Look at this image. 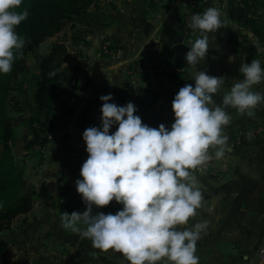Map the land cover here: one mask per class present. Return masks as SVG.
<instances>
[{"label": "crops", "instance_id": "0c3cea01", "mask_svg": "<svg viewBox=\"0 0 264 264\" xmlns=\"http://www.w3.org/2000/svg\"><path fill=\"white\" fill-rule=\"evenodd\" d=\"M145 5L146 0H98L89 7L88 15L75 23L78 33L74 35L85 42L82 45L77 41L72 51L78 55L80 78L72 87L63 82L59 85L61 94L55 111L60 110L62 121L57 122L55 130L60 138L51 144L54 162L48 160V164L60 167L59 171H70L71 177L80 178L88 155L83 131L100 124L101 95L111 93V102L119 105L131 101L143 123L152 127L164 123L170 128L174 121V95L185 84H194V79L189 78L197 70L227 77L214 95L217 104L232 84L242 78L238 70L246 62L244 52L221 54L220 49L209 47L205 59L197 66H189L185 60L189 46L184 39L178 46L172 44V39L168 41L164 21L157 25L163 31L156 38L151 37L149 30L141 32ZM174 26L171 24L170 30ZM231 55L235 59L230 62ZM253 90L264 91V83L253 86ZM63 104L70 113H61ZM227 111L231 122L224 127V134L229 137L231 151L195 172L204 194L203 207L186 227L208 221L206 232L197 242L199 264H254L264 242V105L254 109L252 116L232 107ZM254 126L263 129L261 135L239 137ZM110 131H115V126ZM59 171L56 175H63ZM66 195L74 203L82 201L76 189L75 194ZM108 207L121 209L122 205L110 202L105 206L106 214L110 212ZM32 211L21 215L20 228L15 229L13 223L5 233L11 243L8 264H127L121 253L95 249L90 239L81 238L78 233L71 242L64 239L60 234L66 229L54 210L49 216L41 210V219H49L37 222H30L34 217Z\"/></svg>", "mask_w": 264, "mask_h": 264}, {"label": "clouds", "instance_id": "9594fccd", "mask_svg": "<svg viewBox=\"0 0 264 264\" xmlns=\"http://www.w3.org/2000/svg\"><path fill=\"white\" fill-rule=\"evenodd\" d=\"M22 4L23 0H0V74L9 73L23 54L25 39L16 28L29 11L21 10ZM221 16L215 6L191 16L188 26L200 35L189 41L187 65L197 66L205 59L209 33L222 26ZM234 59L229 57L230 62ZM238 71L242 78L217 104L214 95L227 77L197 70L189 78L194 84H185L174 95L170 128L164 123L158 127L143 123L131 101L119 105L111 102V93L101 95L100 124L82 133L88 155L81 178L75 181L85 209L65 211L62 227L90 239L95 249L121 253L127 264H199L197 242L208 221L186 227L203 207L204 194L195 172L231 151L224 134L231 122L229 107L252 116L254 109L264 105V91L253 90L264 83L262 61L244 62ZM114 126L115 131H110ZM112 201L122 205L114 214L94 211Z\"/></svg>", "mask_w": 264, "mask_h": 264}, {"label": "rangeland", "instance_id": "374dc122", "mask_svg": "<svg viewBox=\"0 0 264 264\" xmlns=\"http://www.w3.org/2000/svg\"><path fill=\"white\" fill-rule=\"evenodd\" d=\"M215 6L221 9L222 16L221 19L223 21L222 26L213 33H209V47L220 49L221 54H232L236 50L238 52H244V56L246 57V52L249 50L250 46L256 44L258 46V50H256L253 54V59H260L262 61V66H264V50L261 47L258 39L245 28H243L239 22L235 20V18L230 17L226 10V2L225 0H146V5L143 9H145V14L143 15L144 19L141 20V32L145 33L146 30L151 31V37L156 38L158 34H161L159 29H157V25L164 21V26H166V31H164V35L168 41L173 39L171 35L170 25L174 24L177 26L178 31L184 34L185 44L188 45L189 41L195 40L199 35V30H193L188 25L190 22V18L195 13H203L208 7ZM85 18V17H84ZM78 19H75L72 23H76ZM68 23L65 28L58 34L53 37L47 38L42 43H40L34 52L30 53L25 60L26 70L19 75V81L22 83V87L25 90L24 93L19 94L18 91H14L13 94L17 96L18 103H13L11 105V116L12 120L9 122L10 126L13 128L14 132V141L11 145V153L13 156V161L15 166L22 171V177L24 180V187L22 188L23 192L27 194H32V209H34L33 215L30 222L37 221H45L49 219V215L54 210V215H57V220L62 225L61 217L65 211L71 213L75 210L83 211L85 209V205L83 201L80 203H74L69 200L66 194H75L76 185L75 181L78 179L77 176H72L70 171L60 170L56 167L55 164H48V160L51 159L54 162V147H51V144L58 142L56 140L59 135L55 130V126L57 122L62 121L59 119L60 111L58 109L57 113L55 111V107L60 100V92L59 85L55 92L58 94V97L55 101L52 112L48 117V121L44 124V128L40 122L33 119V123L30 125V116L32 112L30 110L32 104L30 103V99L34 92L32 88V77L33 73L37 72V56L45 55L51 44L54 41L63 42L64 46H66L68 51V60L63 64L64 69L68 71V74L78 75V55L73 54L72 51H75L73 47H75L78 37L75 36L76 25ZM146 23V24H145ZM161 30V29H160ZM182 43V42H181ZM82 45L85 42L81 43ZM178 44H173L178 46ZM171 46V45H170ZM168 46V48L170 47ZM219 54V56L221 55ZM231 57H234L231 55ZM173 64L176 62L171 61ZM251 62V61H250ZM152 73L151 71L149 72ZM77 79V80H78ZM77 81H71L69 83L64 82L68 86L72 87L76 84ZM28 100V102H27ZM66 105L63 104V110L61 113H70L71 111L67 110ZM64 117H68V115H64ZM40 120L43 119V115H40ZM65 120V119H63ZM67 120V119H66ZM36 130V134L33 130ZM60 138V137H59ZM71 141V138H69ZM55 159H57L55 157ZM62 172L61 174L56 175V172ZM64 180H63V178ZM81 178V177H80ZM47 195V198L45 197ZM49 196L51 200L49 199ZM111 213H115L119 210V207L116 209L113 207H108ZM105 206L98 209V211L104 212ZM30 210V211H31ZM45 215L41 219L40 211ZM32 217V216H31ZM13 227L20 228L22 226L21 215L14 217L10 222L11 228ZM6 229L1 232L0 238L7 240ZM75 233L71 229H66L65 233H61L60 235L65 237L67 241H72L75 237ZM8 241V240H7ZM9 242V241H8ZM11 249V243H9V251ZM8 251V254H9ZM7 254V259H8ZM8 264V260H7Z\"/></svg>", "mask_w": 264, "mask_h": 264}, {"label": "trees", "instance_id": "16d2710c", "mask_svg": "<svg viewBox=\"0 0 264 264\" xmlns=\"http://www.w3.org/2000/svg\"><path fill=\"white\" fill-rule=\"evenodd\" d=\"M98 0H23L21 10L27 8L28 18L17 26V33L25 39L22 56L13 62L12 70L0 74V234L9 229L11 220L19 215L28 213L32 208V194L23 192L24 180L22 171L13 161L11 145L14 141L11 105L18 103V91L24 93L19 75L26 69V57L35 51L36 47L47 38L58 35L68 23L88 15V9ZM227 14L235 18L240 25L251 32L264 50V0H225ZM258 46L253 44L246 52L245 61H252ZM69 56L63 42L54 41L45 55L37 56V72L33 73L32 88L34 92L30 99V125L33 119L44 124L52 112L58 94L57 85L64 82L77 81L78 75H69L63 64ZM55 71V76L49 73ZM28 102V100H27ZM40 115L43 119L40 120ZM34 132L36 131L33 128ZM36 134V132H35ZM9 242L0 238V264H7Z\"/></svg>", "mask_w": 264, "mask_h": 264}, {"label": "built area", "instance_id": "2783aa9c", "mask_svg": "<svg viewBox=\"0 0 264 264\" xmlns=\"http://www.w3.org/2000/svg\"><path fill=\"white\" fill-rule=\"evenodd\" d=\"M262 130L263 129L260 126H254L251 129L247 130V132L239 135V137L241 136L244 139L253 138L261 135V133L263 132ZM254 264H264V242L261 243L258 248Z\"/></svg>", "mask_w": 264, "mask_h": 264}, {"label": "water", "instance_id": "95a60500", "mask_svg": "<svg viewBox=\"0 0 264 264\" xmlns=\"http://www.w3.org/2000/svg\"><path fill=\"white\" fill-rule=\"evenodd\" d=\"M171 35L173 37L172 44L181 43L184 39V34L178 31L177 26H174L171 30Z\"/></svg>", "mask_w": 264, "mask_h": 264}]
</instances>
